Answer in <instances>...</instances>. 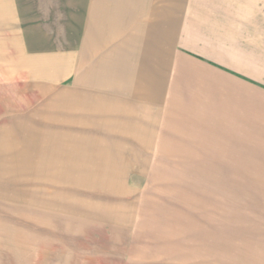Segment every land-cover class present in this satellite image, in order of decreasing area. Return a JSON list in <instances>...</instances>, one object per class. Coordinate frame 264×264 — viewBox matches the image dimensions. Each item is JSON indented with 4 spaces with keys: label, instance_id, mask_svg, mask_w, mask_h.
<instances>
[{
    "label": "rangeland",
    "instance_id": "rangeland-1",
    "mask_svg": "<svg viewBox=\"0 0 264 264\" xmlns=\"http://www.w3.org/2000/svg\"><path fill=\"white\" fill-rule=\"evenodd\" d=\"M12 2L15 23L0 7V47L35 18L47 45L66 48L69 25L82 41L83 17H70L68 0ZM9 57L0 55L8 80L0 82V233L15 239L1 240L5 256L21 259L15 264H264L263 94L253 90L250 160L227 151L213 168L168 166L166 152L106 150L98 118L78 106L74 114L66 84L23 82V56Z\"/></svg>",
    "mask_w": 264,
    "mask_h": 264
},
{
    "label": "crops",
    "instance_id": "crops-1",
    "mask_svg": "<svg viewBox=\"0 0 264 264\" xmlns=\"http://www.w3.org/2000/svg\"><path fill=\"white\" fill-rule=\"evenodd\" d=\"M67 12L83 17L82 41L69 25L66 48L47 45L35 18L19 39L4 37L0 55L23 56V82L66 84L74 114L78 106L98 118L106 150L166 152L168 166L213 168L227 151L251 159L253 90L264 95V0H68ZM6 235L0 242L15 239ZM0 247V264L19 263Z\"/></svg>",
    "mask_w": 264,
    "mask_h": 264
}]
</instances>
